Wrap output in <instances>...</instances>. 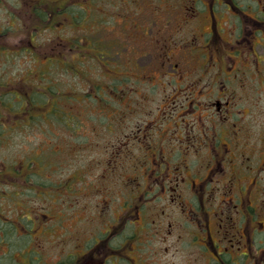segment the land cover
<instances>
[{
	"label": "rangeland",
	"instance_id": "1",
	"mask_svg": "<svg viewBox=\"0 0 264 264\" xmlns=\"http://www.w3.org/2000/svg\"><path fill=\"white\" fill-rule=\"evenodd\" d=\"M16 1L0 0V264H10L13 258L19 264L29 259L33 264L41 259L42 264H57L72 258L75 251L86 253L91 244L93 263L100 264L107 258V236L103 237L107 223L115 224L123 213L125 197L133 193V178L151 181L150 169L142 165H148L152 153L157 154V162H164L162 158L169 162V179L182 175L181 180H190L209 160L205 148L226 124L238 133L237 148L252 150L255 170L263 172L259 185H264V39L253 34L245 44L218 43L214 51L211 43L206 48L210 26H184L183 20L169 26V11L161 0H133L152 4L138 10H132L135 5L129 0H63L60 3L70 13L76 15L78 9L81 17L86 14L85 22L63 24L64 16L49 18L47 9L48 22L39 32L34 27L35 12L31 13L36 3L26 0L29 4L24 7ZM76 2L82 5L76 7ZM155 20L157 27L152 25ZM25 22L33 25L29 31L22 26ZM223 30L229 33L230 27ZM85 35L90 39L85 46L71 43L86 39ZM69 48L102 52L107 69L93 53L69 56V65L52 58ZM212 51L220 63L211 70ZM179 68L193 81L200 73L206 76L203 87L194 91L197 104L183 110L175 107V100L182 101L186 91L178 90L170 77ZM121 71L127 73L126 95ZM99 90L103 95L107 92L106 101L93 99ZM12 92L22 98L28 95V103L22 104ZM217 99H231L229 118H219ZM212 101V108L204 107ZM64 118H77L78 128L70 129ZM188 132L190 138L203 137V142L193 146ZM220 138L227 141L225 133ZM26 168L28 184L21 175L28 173ZM172 208L168 201L146 204L145 217L154 223L148 224L150 229L160 222L167 228ZM21 212H29L34 221L25 235L15 234L5 223L18 220ZM36 213L46 230L35 226ZM123 226L128 237L139 230L138 225ZM141 236L149 246L138 244L141 250L132 251L133 258H146L143 264L171 261L166 248H171L175 236H163L166 241L152 233ZM89 256L81 258V264H91L86 261ZM183 259L181 251L178 260Z\"/></svg>",
	"mask_w": 264,
	"mask_h": 264
},
{
	"label": "flooded vegetation",
	"instance_id": "2",
	"mask_svg": "<svg viewBox=\"0 0 264 264\" xmlns=\"http://www.w3.org/2000/svg\"><path fill=\"white\" fill-rule=\"evenodd\" d=\"M29 1L36 3L33 4L31 13L35 12L36 21L34 22V27H37L39 32L42 31L43 23L48 22L47 9L49 10V18H51L50 15L52 14L54 16H64L65 18L61 21L63 24H66L68 20L77 24H81L86 20L84 18L86 14L81 17L78 9L75 10L77 11L76 15L70 13L69 9H66L67 7L62 6L60 3L63 0H50V3L46 0ZM80 1L83 2L82 0H77L78 3ZM161 1L166 3L165 7L169 11L170 17L166 20V23L169 22V26L179 25L182 20L184 26L187 24L210 26L211 31L206 33L209 35L206 41L208 43L206 48H211V43H214V51L218 49V43H236L240 45L241 43L251 42L250 36L253 34L264 39V0ZM25 2L26 0H17L15 4L26 7L29 3L26 4ZM77 2L74 3L76 7L82 5H78ZM129 2L131 5H135L132 10L152 5L151 3H133V0H129ZM121 5L124 7V3H121ZM82 9L84 8L82 7ZM43 14L45 15L43 16ZM16 21L15 19L13 22ZM158 21L155 20L152 25L157 27ZM7 25L10 27L15 26L13 23ZM22 26L27 31L33 27V25L29 26L26 22ZM226 26L230 27L229 33L223 32ZM226 35L229 36V39H226ZM24 36H29V33H25ZM85 36L87 37L86 39L75 38L71 43L78 41L82 42V45L83 43L86 44L89 36ZM195 37L196 34L193 38ZM58 40L64 42L62 39ZM214 51L210 53L208 58V61L213 64H211V70L220 63L219 59L214 55ZM67 52H69L67 54L70 58L80 54L84 57L87 54L92 55L90 51L71 48ZM225 54L221 56V59H225ZM69 56L65 53L59 55V63L70 64L66 61ZM231 58L233 59L232 56ZM179 71L180 68L177 69V73H174V75H178L181 80L179 78L176 79L174 75H171L172 73L167 74V76L171 75L170 77L175 80L174 84H178L176 87L178 90L186 91L182 101L177 102L175 100V107L183 110L184 106L193 107L197 104L194 91L202 86V79L206 76H202L200 73L198 80L193 81L189 74L185 76V72ZM227 71L228 69L225 73ZM121 74L125 75L124 88L121 89L123 94L126 95V91H128V85L125 83V80L126 82L128 81L127 73L121 71ZM182 80H184L183 84ZM188 82H190V86L187 87L184 84ZM246 86L240 88L244 89ZM11 94L17 99H21L22 104L23 102L24 104L28 103H26V96L28 95L22 98L21 94H19L20 96L15 92ZM177 99L180 98L177 97ZM214 102L212 101L210 104L204 105V107L210 106L212 108ZM231 102V99H226L225 101L216 100L215 107L217 108V113L220 114L219 118L230 117L228 114L229 107H232ZM5 106H9V103H6ZM200 118H203V116L200 115ZM3 125L6 126L5 123ZM229 128L230 126L226 124L224 128L218 131L217 137L214 136L213 140L208 143L205 150L209 149V160L203 164L197 174L192 173L190 175V180L185 177L181 180L182 175L176 176L175 180L169 179L170 164L165 162V158H162L164 162H157L156 153H152L151 161H147L148 165L140 162L143 167H146V171L148 168L150 169L148 176L145 175L151 181H143L139 177L132 179L133 184L130 190L133 193L127 198L124 195L126 205L121 206L123 213L116 219L115 224L107 223V233L103 236H107V258L104 257L100 264H143L142 261H147V259L133 258L132 251L141 250L138 244L144 245L148 242L144 247L149 246V240L141 241V235H146V233H152L157 238L160 237L162 241H166L163 236H167V239L172 236L176 237V240L171 244V248H166V252H170L172 256L168 264H264V185H259V179H262L259 175H262L261 173L263 172L255 170L252 162L254 157L252 150L245 152L244 147L237 148V144L241 142L238 139V133ZM222 129L227 130L223 131ZM222 133H225L227 137L226 142L220 138ZM189 134L188 132L187 138L193 146L200 144L204 140L201 136H197L194 139L190 138ZM221 145L224 146V149ZM249 148L253 149V146ZM196 151L198 152V150ZM149 156L150 154L148 153L146 157L148 158ZM163 164L165 166L164 172L161 171ZM262 165L264 166V163ZM175 170L177 171L179 168L175 167ZM16 173L21 174V171H16ZM29 174L30 172L21 174L26 184H28ZM33 191H36V189L33 188ZM161 201H168L173 206L172 215L168 216L167 228H164L165 222H160L159 224L157 223L159 226L151 227L150 229L148 224L153 225L154 223L152 222L153 220L151 221L148 217H145L144 206L150 203H160ZM28 214L29 212L22 213L18 220H9L5 223L12 228L15 234L25 235L31 229L32 223H34V221L31 223L32 219ZM162 214H165V211ZM42 215L45 216L46 214L43 213ZM36 217L34 219L35 226L44 229L47 225L43 224L42 226L41 223L37 222L40 217L39 213H36ZM126 224L138 225L139 230H135L133 236L128 237L124 232L126 227L123 226ZM48 231L51 232V230ZM92 246L91 244L87 248L89 252L81 254L79 251H75L72 258L57 264H81L80 259L88 255L92 257L89 256L86 261L92 264L94 262ZM181 251L184 252V259L178 260ZM156 253H160V251H156ZM13 260L14 262L9 263L19 264L17 259L13 258ZM41 260L37 264H42ZM24 264H33V262L29 259Z\"/></svg>",
	"mask_w": 264,
	"mask_h": 264
},
{
	"label": "trees",
	"instance_id": "3",
	"mask_svg": "<svg viewBox=\"0 0 264 264\" xmlns=\"http://www.w3.org/2000/svg\"><path fill=\"white\" fill-rule=\"evenodd\" d=\"M90 52H92L93 53V51H90ZM67 53H69V52H67ZM66 53V55H68ZM94 55H95V58H96V60L99 62V63H101L103 66H104V68H106L107 69V59H105L104 58V55H103V53L101 52L100 54L99 53H93ZM92 54V55H93ZM99 54V55H98ZM98 55V56H97ZM69 56V55H68ZM52 58L53 59H55V58H57V59H59L60 57H58V56H52ZM50 59L51 58H49V61H50ZM68 59V58H67ZM67 61V60H66ZM59 63V62H58ZM69 63V62H68ZM64 64H65V62H64ZM66 65H69V64H66ZM101 91L99 90V91H96L95 92V95H94V97H93V99L94 100H96V101H100V100H102V101H106L107 100V92H106V94H101L100 93ZM116 93V92H115ZM74 122H76V123H79V120L77 119V118H67V119H65L64 118V123L66 124V126H68L70 129H76V128H78V124H76V123H74Z\"/></svg>",
	"mask_w": 264,
	"mask_h": 264
}]
</instances>
